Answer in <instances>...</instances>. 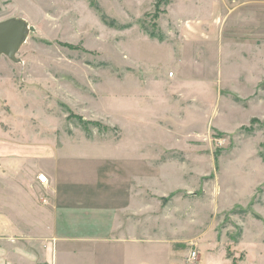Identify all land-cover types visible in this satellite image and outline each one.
Here are the masks:
<instances>
[{
  "label": "rangeland",
  "instance_id": "1",
  "mask_svg": "<svg viewBox=\"0 0 264 264\" xmlns=\"http://www.w3.org/2000/svg\"><path fill=\"white\" fill-rule=\"evenodd\" d=\"M236 5L198 36L181 0H0L32 27L0 59V140L55 142L102 177L140 156L158 178L142 234L176 238L181 264H264V2Z\"/></svg>",
  "mask_w": 264,
  "mask_h": 264
},
{
  "label": "crops",
  "instance_id": "2",
  "mask_svg": "<svg viewBox=\"0 0 264 264\" xmlns=\"http://www.w3.org/2000/svg\"><path fill=\"white\" fill-rule=\"evenodd\" d=\"M230 1L235 9L252 0ZM230 1L181 0L191 9L187 19L205 22L193 34L210 36ZM139 158L121 157L102 177L100 159L71 155L55 142L0 140V264H166V252L167 264H181L176 238L141 232L147 217L156 221L157 208L145 198L157 194L158 178L140 172ZM42 172L48 185L37 178Z\"/></svg>",
  "mask_w": 264,
  "mask_h": 264
},
{
  "label": "water",
  "instance_id": "3",
  "mask_svg": "<svg viewBox=\"0 0 264 264\" xmlns=\"http://www.w3.org/2000/svg\"><path fill=\"white\" fill-rule=\"evenodd\" d=\"M32 27L22 17H9L0 21V59L9 57L14 62H20L18 53L27 41Z\"/></svg>",
  "mask_w": 264,
  "mask_h": 264
},
{
  "label": "built area",
  "instance_id": "4",
  "mask_svg": "<svg viewBox=\"0 0 264 264\" xmlns=\"http://www.w3.org/2000/svg\"><path fill=\"white\" fill-rule=\"evenodd\" d=\"M38 180L42 184L48 183V176L46 174H39ZM198 253L196 250H192L187 258V264H194L197 261Z\"/></svg>",
  "mask_w": 264,
  "mask_h": 264
}]
</instances>
